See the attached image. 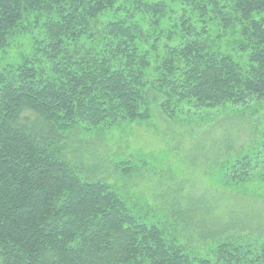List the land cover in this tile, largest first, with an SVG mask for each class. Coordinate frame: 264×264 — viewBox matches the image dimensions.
<instances>
[{
	"label": "trees",
	"instance_id": "obj_1",
	"mask_svg": "<svg viewBox=\"0 0 264 264\" xmlns=\"http://www.w3.org/2000/svg\"><path fill=\"white\" fill-rule=\"evenodd\" d=\"M126 1L0 0V54L16 35L33 37L32 53L0 68V264H264L260 215L243 209L223 220L196 202L176 203L169 217L215 240L210 252L193 254L69 156L79 132L145 122L152 105L174 117L183 106L252 104L245 117L214 118L223 134L207 141L226 185L264 183V130L256 128L264 119V0H179L201 24L184 12L165 31L167 0ZM211 20L236 35L237 57L208 41ZM245 121L251 135L236 148L223 127Z\"/></svg>",
	"mask_w": 264,
	"mask_h": 264
},
{
	"label": "rangeland",
	"instance_id": "obj_2",
	"mask_svg": "<svg viewBox=\"0 0 264 264\" xmlns=\"http://www.w3.org/2000/svg\"><path fill=\"white\" fill-rule=\"evenodd\" d=\"M119 2L129 7V1ZM166 3L168 12L161 21L162 31L169 29L177 16L184 12L199 28L201 22L198 13L192 11L191 7L179 0H167ZM134 17L142 26L147 25V19L141 12H134ZM106 18L103 17L101 21ZM207 29L208 41H214L216 49L238 56L232 46V40L236 37L232 30L223 29L214 20L208 22ZM39 31H35L34 36ZM32 41L30 34L16 35L7 53L4 56L0 54V68L6 67L8 63L15 64L22 55L32 53ZM175 43L172 41V44ZM254 107L249 104L247 108L237 106L235 111L224 108L219 112L201 109L189 113L183 106V112L179 111L174 117H166L157 106L152 105V116L145 122L125 120L111 128L110 132H79L78 128L75 132L76 135L79 132L77 138L70 142L73 147L69 150V156L72 155V159L79 162L78 167L84 166L86 177L104 180L120 192L135 213L150 222L163 225L166 235L187 244L191 253L205 255L215 248V240L202 241L197 230L188 229L169 217L176 210V203L192 207L196 202L197 206L193 207L201 211L207 208L221 215L223 220H229L234 211L242 215L243 209L249 210L253 217L260 215L263 220L260 231L264 232V183L250 181L243 186L226 185L220 177L222 171L219 160L213 158L214 148L207 141L209 136L212 145L214 139L223 134L219 125L223 123L216 122L214 118L220 119L225 114L245 117ZM258 114L263 115L262 112ZM247 122L234 126L226 124L223 127L230 132L236 148L247 142L251 135L250 124ZM256 128L264 130V119H260ZM68 137L70 135H66L67 139L74 138ZM258 142L255 140L254 145ZM250 151L248 149L247 152ZM117 164H123L119 167H129L130 175L121 171ZM240 231L243 234L250 233L243 229ZM256 232L260 233L257 229ZM257 233L252 232L250 235Z\"/></svg>",
	"mask_w": 264,
	"mask_h": 264
}]
</instances>
